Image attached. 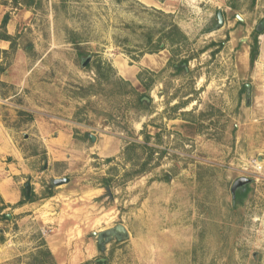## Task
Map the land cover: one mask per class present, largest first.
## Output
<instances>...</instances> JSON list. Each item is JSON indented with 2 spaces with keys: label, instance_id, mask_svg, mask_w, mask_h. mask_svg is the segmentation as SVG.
<instances>
[{
  "label": "rangeland",
  "instance_id": "rangeland-1",
  "mask_svg": "<svg viewBox=\"0 0 264 264\" xmlns=\"http://www.w3.org/2000/svg\"><path fill=\"white\" fill-rule=\"evenodd\" d=\"M229 1L211 33V0L4 1L0 128L24 171L0 195V264H264V65L234 58L254 24Z\"/></svg>",
  "mask_w": 264,
  "mask_h": 264
},
{
  "label": "crops",
  "instance_id": "crops-1",
  "mask_svg": "<svg viewBox=\"0 0 264 264\" xmlns=\"http://www.w3.org/2000/svg\"><path fill=\"white\" fill-rule=\"evenodd\" d=\"M4 1L5 0H0V21L5 15L4 10H3ZM211 1H212V5H214V13L212 14L213 18L215 19L214 23L217 22V12L220 11L223 16L222 26L229 27L231 21L227 19L224 13H226V10H232L233 8H238L237 4L232 3L230 1L228 2V0H211ZM248 8L251 11V13L248 16L247 14L245 15V13H243L244 18L239 17L240 18L239 22L243 23L245 22V20L247 19L249 20L250 18H253L252 23L254 24L253 25L254 26L253 29H254L256 24L259 22V20L264 17V0H251L250 4L248 5ZM236 15L238 14H235V19H237ZM210 21H213V20H210ZM11 22H12V19H8V22L5 26V29H6L5 31L9 35H12L11 34L12 33ZM206 27H208L206 31L209 33L218 31V29L220 28V27L216 28V24H214L213 26H206ZM228 34L230 35V31L228 32ZM245 38L247 39V37ZM257 39H258V54H257V57L254 63L257 62L259 66H261V65H264V29L260 31V33L257 35ZM6 42L8 41L0 39V48L5 49ZM234 58L238 59V61L240 62L241 61L249 62V51L247 49H244L242 52H237ZM0 140L4 143V145L0 147V165H2L0 167L4 168L2 175L0 174V195L6 203H12L18 200L16 186L19 182H18L17 176L19 175L18 173L24 170H21V171L17 169L12 170V169H15V167H13V165L11 166V163L6 162L5 158L6 156H13L14 159L19 160L20 158L23 159L24 154L22 152L20 145L14 144L13 140L11 141V144H12L11 145L8 142V139L6 140L5 132L1 128H0ZM68 182H69V178H68ZM11 183L14 184V188L12 189L10 187ZM97 245L99 249H102L103 245L99 244L98 241H97Z\"/></svg>",
  "mask_w": 264,
  "mask_h": 264
},
{
  "label": "water",
  "instance_id": "water-1",
  "mask_svg": "<svg viewBox=\"0 0 264 264\" xmlns=\"http://www.w3.org/2000/svg\"><path fill=\"white\" fill-rule=\"evenodd\" d=\"M236 17L238 20L240 19L238 15H236ZM222 25H223V16H222V13L220 11H218L217 12L216 28H219ZM263 29H264V17L259 20V22L256 24L254 30L257 32H260ZM88 59H89V57H87L85 59V61H83L81 64L84 66L85 62ZM184 66H185V64H184ZM146 100H147V98H146ZM51 182L54 186H56L59 184L67 183L68 178L67 177L53 178L51 180ZM249 182H250V178H247V177H239L238 179H236L231 186V193H232L233 198L235 196V192L239 189H243L245 187V185ZM24 188H25L26 194H28L29 189H30V184L28 181L25 182ZM7 217H9V215H7ZM92 233L98 238L97 241L101 245H103L105 242H107L111 236H115L116 239H123L127 235V231L122 224H116L114 227H112L110 229H106V230L99 232V233H95V232H92ZM100 260L103 261L102 259H100Z\"/></svg>",
  "mask_w": 264,
  "mask_h": 264
},
{
  "label": "trees",
  "instance_id": "trees-1",
  "mask_svg": "<svg viewBox=\"0 0 264 264\" xmlns=\"http://www.w3.org/2000/svg\"><path fill=\"white\" fill-rule=\"evenodd\" d=\"M8 19H9V17H8L7 14H5V15L3 16V18L1 19L0 27L3 28L4 31H3V32H0V39L10 41L11 38H12V36L9 35V34H7L6 31H5V26H6L7 22H8ZM259 33H260V32H257V31L254 30L253 37H252V44H251V47H250V50H249V64H250V65H253V63H254V61H255V59H256V57H257V54H258V39H257V35H258ZM79 52H80V54H82V51H81V50H80ZM184 62H185V61H184ZM99 67H100V66H98V70L100 69ZM175 69H176L177 71H184V70H185V66H183L182 63H181V64H178V65L175 67ZM118 80H120V79H118ZM105 81H106V80H105ZM116 82H117V83H123L122 80H120V81H116ZM123 84H124V83H123ZM92 86H93V84H89V86H87V87H92ZM131 91L135 93V90H134V89H130V92H131ZM136 94H137V93H136ZM143 96H145V94H142V95L137 94V95L135 96L136 106L139 107V108H143V107L146 106V101H145L144 99H142ZM103 181H104L106 184H108V179L103 178ZM244 188H245V187H244ZM244 188H243V189H239V190H237V191L235 192V196H234V199H235V200H236V199L239 200V199L242 197L243 193H245V191L243 192ZM246 190H247V188H246ZM23 193H24V197H25L26 199H30V198H31L30 194H26V192H25V188L23 189ZM19 203H21V201H20ZM2 217H3V218H7L5 215H3ZM86 264H88V263H86ZM94 264H105V263H104L103 261H101V260H96V261L94 262Z\"/></svg>",
  "mask_w": 264,
  "mask_h": 264
},
{
  "label": "flooded vegetation",
  "instance_id": "flooded-vegetation-1",
  "mask_svg": "<svg viewBox=\"0 0 264 264\" xmlns=\"http://www.w3.org/2000/svg\"><path fill=\"white\" fill-rule=\"evenodd\" d=\"M220 44H221V43H220ZM222 44H223V42H222ZM214 54H215V53H214ZM184 64H185V63H182V65H184ZM174 66L176 67L177 64H175ZM185 70H187V68H185ZM147 88H149V86H148ZM147 88H146V89H147ZM146 98H147V100H146ZM142 99H144V100L146 101V104L150 101L149 98L146 97V96H143Z\"/></svg>",
  "mask_w": 264,
  "mask_h": 264
},
{
  "label": "bare ground",
  "instance_id": "bare-ground-1",
  "mask_svg": "<svg viewBox=\"0 0 264 264\" xmlns=\"http://www.w3.org/2000/svg\"><path fill=\"white\" fill-rule=\"evenodd\" d=\"M122 69V68H121ZM125 69V68H124ZM120 70V69H119ZM124 75V74H123Z\"/></svg>",
  "mask_w": 264,
  "mask_h": 264
}]
</instances>
